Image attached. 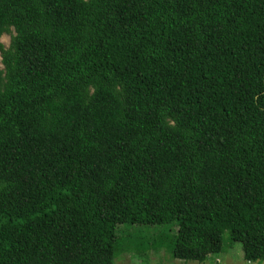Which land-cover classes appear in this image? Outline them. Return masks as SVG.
Masks as SVG:
<instances>
[{
    "label": "trees",
    "instance_id": "16d2710c",
    "mask_svg": "<svg viewBox=\"0 0 264 264\" xmlns=\"http://www.w3.org/2000/svg\"><path fill=\"white\" fill-rule=\"evenodd\" d=\"M3 35L0 264H114L122 225L264 264V0H0Z\"/></svg>",
    "mask_w": 264,
    "mask_h": 264
},
{
    "label": "rangeland",
    "instance_id": "374dc122",
    "mask_svg": "<svg viewBox=\"0 0 264 264\" xmlns=\"http://www.w3.org/2000/svg\"><path fill=\"white\" fill-rule=\"evenodd\" d=\"M10 36L3 35L0 41L5 47L10 44ZM126 226V225H124ZM121 237L129 232L125 238L129 245L127 254L119 255L114 264H248L242 258V245L231 242L229 232H223V249L219 255L210 256L205 263L175 259L170 253L172 239L177 228L171 225L155 226H118ZM119 257V258H118Z\"/></svg>",
    "mask_w": 264,
    "mask_h": 264
}]
</instances>
